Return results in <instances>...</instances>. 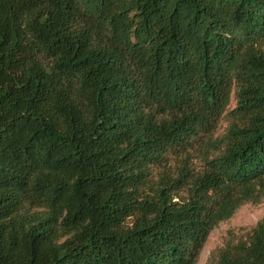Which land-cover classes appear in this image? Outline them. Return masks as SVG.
<instances>
[{"label": "trees", "instance_id": "16d2710c", "mask_svg": "<svg viewBox=\"0 0 264 264\" xmlns=\"http://www.w3.org/2000/svg\"><path fill=\"white\" fill-rule=\"evenodd\" d=\"M220 118L204 171L152 182ZM248 202L264 0H0V264H198ZM213 259L264 264V217Z\"/></svg>", "mask_w": 264, "mask_h": 264}, {"label": "rangeland", "instance_id": "374dc122", "mask_svg": "<svg viewBox=\"0 0 264 264\" xmlns=\"http://www.w3.org/2000/svg\"><path fill=\"white\" fill-rule=\"evenodd\" d=\"M235 106L234 99L230 102V108ZM227 122L220 118L214 131L211 134L201 135L191 148L179 153H170L162 165L152 168L151 180L157 183L164 174L177 176L180 168L187 166L193 173H201L206 168V150L209 147V139L220 136L226 129ZM176 199H185L188 196V189L177 190ZM264 217V202L259 204H243L228 220L220 222L209 234L198 258V264H214L213 252L224 244L228 236L239 238L251 231L257 223Z\"/></svg>", "mask_w": 264, "mask_h": 264}]
</instances>
